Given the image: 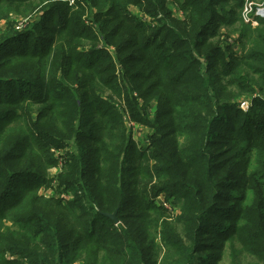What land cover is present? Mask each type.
Returning <instances> with one entry per match:
<instances>
[{"label":"trees","instance_id":"16d2710c","mask_svg":"<svg viewBox=\"0 0 264 264\" xmlns=\"http://www.w3.org/2000/svg\"><path fill=\"white\" fill-rule=\"evenodd\" d=\"M50 1L0 0V19L4 4L20 16L26 5L54 34L16 52L0 38V124H23L0 150V264H19L9 254L29 264H212L204 252L217 249L215 232L240 246L233 264H264V19L242 20L246 0H78L85 23L77 6ZM236 25L237 39L221 31ZM25 58L44 64L18 67ZM128 120L151 131L146 148ZM73 140L79 151L57 190L82 193L69 202L39 194L50 183H36L41 170ZM163 194L181 206L179 233L159 231L170 216L156 204ZM117 210L118 222L106 216Z\"/></svg>","mask_w":264,"mask_h":264},{"label":"rangeland","instance_id":"374dc122","mask_svg":"<svg viewBox=\"0 0 264 264\" xmlns=\"http://www.w3.org/2000/svg\"><path fill=\"white\" fill-rule=\"evenodd\" d=\"M64 1L65 0H52L50 2L45 3L43 6L62 4ZM67 1L71 6H73V5L77 6L80 4L78 0H66V2ZM255 1L259 2V1H263V0H255ZM16 6L17 5H15V7ZM15 7H10L6 4H4L3 14H4V16L8 14V16H7L8 19H5V18L0 19V38L2 39V42H4L5 40H8V39L10 40L9 42H11V43L9 45L10 46L9 51L16 52V50L19 48H20V50L24 51L27 49H34V47L40 50L41 49L40 48V46H41L40 42H42L46 38H48V39L54 38V34L49 32V30H43L42 25H35L36 22H39V20H41L44 17L43 16L44 14L39 9H36L32 13L29 14L27 12L26 5H22L20 8H17V11H19V12L23 11L24 12V15L20 16L18 14H15V15L13 14L12 10ZM42 7H40V8H42ZM82 8H84V10L87 9L84 5H82ZM168 8H170L175 13V15L177 17L178 16L181 17V13L179 12L180 9L177 5L168 4ZM71 12L75 15H78L80 20H82L83 22H85L87 20V17L89 16L88 12L80 11L78 6L75 7V9H72ZM131 12L132 13L135 12L137 15L140 14L139 15L140 18L141 19L143 18L144 20H146L147 23L150 24V26L152 28H155L158 25L156 22L154 23L152 20L147 18L145 14L138 13V9H132ZM52 16L56 19V21L59 18L58 15H52ZM45 17H46V15H45ZM50 23H49V19L44 20L45 25L50 24ZM238 29H240V28L238 25H236L234 27H225V28L222 27L221 31L224 32V34L225 33L226 34H233L232 36H235L237 39L238 35L234 34V33H236L238 31ZM214 43L215 42H213L212 40L209 41L210 45H214ZM236 45L238 47L239 52H241V54H242L243 52L241 51V46L238 45L237 43H236ZM91 46L92 45H90L86 41V42H84L83 48H81V49L82 50L84 49V52H86ZM7 48L8 47L6 46L4 49H7ZM80 53H82V51L79 49L78 50L76 49L75 51L73 50L70 53V59L71 60L74 59L75 57L80 55ZM1 60H3V59H1ZM18 63H19L18 67H20V64H23L24 66H28L29 68H31V65H33V67L36 65H39V66L43 65L44 61L36 59V58H34L33 60L25 58V59L19 61ZM76 66H78V65L75 64L72 67H76ZM5 71L11 74V72L13 70L11 69L10 66H7L5 68ZM1 74L2 73H0V76H1ZM9 86H11V85H9ZM3 88H6V86H3ZM245 100H246V98L241 99L240 101L237 100V102L242 103ZM116 101L119 105H121L120 101H118L117 99H116ZM141 102H143V100ZM152 103L154 106L150 111L152 114H154L157 104L155 102H152ZM8 107H10L11 110H13V108H14L12 106H8ZM41 108L42 107H35V108H33V111L41 110ZM1 124H0V126H1V129H0V150H1V145L4 143V141H8V138L13 139L10 142L14 141L15 140L14 138L19 139L22 136V135L19 136L20 133L23 132V124L20 123L19 121L18 122L12 121L4 129L2 128V126L5 123H3L2 125ZM127 126L129 128H131V132H132V135L134 138V142L138 146V148L139 149L146 148L147 144L149 143L148 139H149L151 131H149V129L147 127H145L141 124L138 125V124L132 123L129 120H128ZM68 144L70 145V148L54 151V157L56 159V165H54V167H52V168L49 167L47 170H45V172H43L41 170L42 177H40L36 182V183L41 184L43 182L42 178L49 180V182H50L49 188H45L44 185H41L39 188V190H40L39 194L44 195L46 197H52V198L56 197L59 199L63 198L64 200H66V202L72 201L73 198L75 197V194L82 193V189H80V188H79L78 193H76V191L69 190V191H64V193L61 194L57 190L59 188L58 183H57V181H58L57 176L61 173L62 168L65 165V163H67V161L69 159V155L73 152L78 153V151H79L77 142L75 140L69 142ZM222 147L225 148L224 145ZM148 154L150 156L152 153L150 152ZM11 163L14 164L13 161H11ZM152 184H154V181H152L151 185L148 187L152 188ZM25 186H26L25 184H21L22 188H24ZM165 201H166V198H165L164 194L161 195L156 200V204H158V205L162 204V205L166 206V208L169 209V214H170V216L168 215V216L162 218V220H164V223H162V220L160 221L161 227H160L159 231H161V229L171 231L170 228L172 226L175 229H177L176 232L179 233L182 230V226L180 225V222L177 221V218H178V216L182 215L181 206L180 205L173 206L169 202L165 203ZM5 221L6 220H4V222ZM4 222H0V223H4ZM6 223L9 226H11L10 223H8V222H6ZM172 231L175 232L174 229H172ZM224 235H225L226 240L230 239L231 235H232V230H231V232L228 231V232H225L222 234V236H224ZM153 236H154V231H153ZM211 237L212 238L208 239V241L210 243L219 244L217 246V249L214 250V252H210V251L204 252L205 255L206 254L208 255V253L209 254L213 253V255L215 254L216 257L214 258L215 260L213 259L214 261L212 262V264H233V260H234L235 256L236 257L239 256L238 252L240 251V246L238 244H234L232 242H231V244L227 243L228 240L227 241H225V239L222 240V238L218 235L217 232H215V234H213ZM157 239H158V244L160 245L161 244L160 235L157 237ZM200 254L203 255L202 253H200ZM218 257H219V260H218ZM6 258L8 260L14 262V263H19V264H29V263H32L34 261L33 259L27 258L25 256L10 255V254L7 255ZM252 261H253V258L251 256L246 257L244 259V263H247V264H249ZM81 264H83V263H81Z\"/></svg>","mask_w":264,"mask_h":264},{"label":"built area","instance_id":"2783aa9c","mask_svg":"<svg viewBox=\"0 0 264 264\" xmlns=\"http://www.w3.org/2000/svg\"><path fill=\"white\" fill-rule=\"evenodd\" d=\"M242 10V20L252 27H257L259 25V20L264 19V0L259 2L255 0H246ZM250 105L251 100L246 99L244 102L240 103V108L245 111Z\"/></svg>","mask_w":264,"mask_h":264},{"label":"water","instance_id":"95a60500","mask_svg":"<svg viewBox=\"0 0 264 264\" xmlns=\"http://www.w3.org/2000/svg\"><path fill=\"white\" fill-rule=\"evenodd\" d=\"M117 213H118V210L115 211L112 214L108 213V214H106V216L109 217V218H111L114 222H118Z\"/></svg>","mask_w":264,"mask_h":264},{"label":"crops","instance_id":"0c3cea01","mask_svg":"<svg viewBox=\"0 0 264 264\" xmlns=\"http://www.w3.org/2000/svg\"><path fill=\"white\" fill-rule=\"evenodd\" d=\"M135 13V12H134ZM136 14V13H135ZM137 15V14H136ZM78 264H81V263H78Z\"/></svg>","mask_w":264,"mask_h":264}]
</instances>
